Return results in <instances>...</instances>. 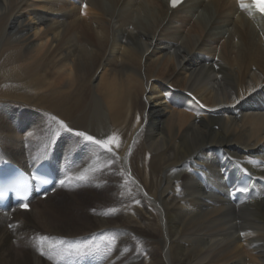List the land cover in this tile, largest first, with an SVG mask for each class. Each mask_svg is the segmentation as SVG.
Returning <instances> with one entry per match:
<instances>
[{
  "label": "bare ground",
  "instance_id": "obj_1",
  "mask_svg": "<svg viewBox=\"0 0 264 264\" xmlns=\"http://www.w3.org/2000/svg\"><path fill=\"white\" fill-rule=\"evenodd\" d=\"M1 100L0 164L50 161L67 180L0 212V264H264L260 13L238 0H0ZM10 101L38 114L19 119ZM81 130L118 137L115 155ZM245 172L253 189L231 202L226 180ZM93 188L87 206L79 192ZM59 239L99 248L61 258Z\"/></svg>",
  "mask_w": 264,
  "mask_h": 264
},
{
  "label": "snow or ice",
  "instance_id": "obj_2",
  "mask_svg": "<svg viewBox=\"0 0 264 264\" xmlns=\"http://www.w3.org/2000/svg\"><path fill=\"white\" fill-rule=\"evenodd\" d=\"M171 6L176 7L180 0H170ZM239 7L242 10H247L249 15H252V10L255 9L258 11L262 16H264V3L259 2V0H251V3H245L244 0H238ZM86 7V5H85ZM55 120L56 117H53ZM61 127L65 128L67 131H72V129H69L68 126L63 121H57ZM76 136L83 137L85 141L91 142L94 145L99 146L102 150L110 153L111 155H115V152L113 150V145L115 147H119V140L118 137L115 135L110 136L106 139H97L91 135L86 134L82 131L75 132ZM80 179H83L84 177H79ZM63 183V181H61ZM241 191H248L247 188L241 189ZM25 208H27V205H23ZM243 235V233H242ZM41 244L44 242L49 241L51 238L47 236H41L37 238ZM111 243V241H109ZM66 245V247H61ZM98 245H93L91 243H68L67 241L63 239H59L54 241L53 243L49 244V251L53 252L55 255L60 256L61 258L65 256H73V255H83L86 251H95L98 250ZM40 251L41 255H45V250L43 247H40L38 249ZM49 259H52V256H48Z\"/></svg>",
  "mask_w": 264,
  "mask_h": 264
},
{
  "label": "rangeland",
  "instance_id": "obj_3",
  "mask_svg": "<svg viewBox=\"0 0 264 264\" xmlns=\"http://www.w3.org/2000/svg\"><path fill=\"white\" fill-rule=\"evenodd\" d=\"M82 7H84L83 5H82ZM11 102V104L14 106V108L16 109L17 107H18V111H17V116H18V118L19 119H22V118H24V117H26V116H35V115H37L38 114V111L37 110H35V109H31L30 111H29V113L27 114L26 113V111H27V109H26V107L23 105V104H20V103H17V102H15V101H10ZM3 103H5V101L4 100H1L0 101V105L1 104H3ZM28 108V107H27ZM40 118H41V114H40V116H39ZM82 131V130H81ZM82 132H85V131H82ZM86 133V132H85ZM87 134V133H86ZM79 137V136H78ZM25 138V137H24ZM110 183V184H109ZM108 184L109 185H111L112 183L109 181L108 182ZM96 190H98V188L97 189H95V188H93V190L92 189H87V190H82V191H80L79 192V197L82 199V201L85 203V204H87V206H88V204L89 205H94L95 203L97 204L98 203V201H96V200H93V196L95 195V193H96ZM88 191V192H87ZM90 191V192H89ZM107 191H109V192H111L112 191V188L111 189H109V190H107ZM91 192H93L94 194H93V196L92 197H90L91 196ZM55 194V193H54ZM95 204V205H96ZM11 218H12V216H11ZM12 226H11V224L9 225V228H11Z\"/></svg>",
  "mask_w": 264,
  "mask_h": 264
}]
</instances>
